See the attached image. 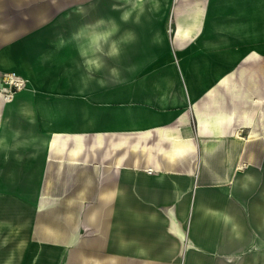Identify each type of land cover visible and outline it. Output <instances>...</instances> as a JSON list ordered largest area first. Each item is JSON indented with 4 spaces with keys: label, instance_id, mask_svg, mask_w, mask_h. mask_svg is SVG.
<instances>
[{
    "label": "crops",
    "instance_id": "0c3cea01",
    "mask_svg": "<svg viewBox=\"0 0 264 264\" xmlns=\"http://www.w3.org/2000/svg\"><path fill=\"white\" fill-rule=\"evenodd\" d=\"M82 1L58 8L56 24L43 27L48 13L40 25L31 16L18 32L15 0H0V31H9L0 34V70L28 72L35 84L9 102L0 100V264H14L16 249H32V264H264V134L240 133L247 126L241 120L251 125L257 113L246 118L240 112L235 68L243 59L229 65L216 47L231 46L222 52L237 60L235 45L249 44L241 34L256 27L243 29L240 15L264 13V2L177 0L175 33L165 41L159 17L172 0H88V7ZM37 9L32 5L28 12ZM235 23L242 28L226 26ZM82 26L129 30L127 39L110 37L112 30L104 41L109 55L103 58L118 66L102 75L87 66L78 70L72 53L69 85L49 87L65 77L66 68L44 72L48 50ZM212 49L214 57L205 53ZM37 55L43 61L35 63ZM173 55L184 68L171 67ZM215 61L223 65L213 68ZM33 66L43 68L36 72ZM135 78L130 96L108 94ZM252 101L256 107L262 102L257 94ZM99 102L111 112L102 115ZM188 107L202 126L194 138L187 125H176ZM150 132L157 140L144 135L133 155L121 152L113 162L76 159L79 148L67 151L62 141L69 135L98 141L113 133ZM66 160L89 165L87 199L68 243L37 241L32 230L39 199L49 191L50 161ZM212 252L222 257L214 259Z\"/></svg>",
    "mask_w": 264,
    "mask_h": 264
},
{
    "label": "rangeland",
    "instance_id": "374dc122",
    "mask_svg": "<svg viewBox=\"0 0 264 264\" xmlns=\"http://www.w3.org/2000/svg\"><path fill=\"white\" fill-rule=\"evenodd\" d=\"M88 1V0H87ZM82 1L81 6L88 7L89 3L84 4ZM177 0H172L170 4L172 7L168 8L164 15L162 17H159V22L161 21L164 28V40L165 41H171V37L174 35L173 31V21H174V15H173V6L174 3ZM16 6H17V12H18V21H17V29L20 28L23 23H25L26 19H29L31 16V19H44L45 14L46 15V21L42 24L43 27L45 26H51L52 24H56V19H54L52 16L55 13V11L65 6L67 7L72 0H15ZM33 5L34 10L38 8L34 12H28V9L30 6ZM27 9V11H24ZM227 15L226 21L230 20L231 18ZM218 17V16H214ZM220 18V17H219ZM230 18V19H228ZM25 19V20H24ZM37 19V20H38ZM40 19L38 20L39 25L41 23ZM215 18L210 17V21H213ZM241 22L247 23V19L244 15H240ZM214 22V21H213ZM212 22V23H213ZM253 27L250 31H243L240 38L242 40L247 41L249 44L245 45L244 43H239L238 45H235L237 48L236 59L233 60V56H226L222 51L229 48H221L220 46L216 47L218 48V53H222L228 64L233 65L237 62H239L241 59H243L239 65L236 66L235 69H237L238 73L240 72L241 75V99L242 102L240 104V112L244 115V117L248 118L251 113H256V116L254 115L253 122L251 125L245 124L244 120H241V123L245 126L243 131L241 130L240 133H242L244 136H250V137H256L264 134V13H256L253 15L252 18ZM242 23V24H243ZM26 24V23H25ZM3 25V24H0ZM36 23L34 22L35 26ZM218 27V26H217ZM19 30V29H18ZM163 31V29H161ZM23 31L19 30L18 32ZM128 29L122 31V33H118V30H113L110 33L111 36L117 37L118 35H122L124 39H127L128 36ZM4 32V33H3ZM9 31L4 30L0 31V34H7ZM197 30L194 32L196 33ZM193 33V35H194ZM70 34V33H69ZM130 34V32H129ZM60 35V34H59ZM131 35V34H130ZM56 35L55 37H57ZM64 37V35H61ZM67 35H65L66 37ZM53 37V38H55ZM12 39V38H7ZM38 39V38H37ZM101 46L98 47L97 50V61L99 62V69L96 67H91L89 69L90 71H94L97 74H104V70L106 67H110L113 65L118 66L117 62L113 61H107L106 59L109 58H103L106 54L105 48L106 44L104 41V37H101ZM109 39V38H108ZM107 39V40H108ZM119 40L121 38L119 37ZM117 42V41H116ZM52 43V42H51ZM50 43V45H51ZM114 44V42L112 43ZM230 46V45H229ZM234 47V48H235ZM48 48V47H47ZM110 48V47H108ZM120 48V47H119ZM118 47H116L115 51L119 50ZM230 50L233 49L231 46L229 48ZM215 49L212 50H205V53H209V55H213ZM227 51V50H226ZM41 53V52H40ZM73 54H75L76 61L78 65V70L86 69L85 61L87 59V56H84L82 54H78L77 51H73ZM135 53V52H134ZM191 53V51H189ZM189 53L185 54V57ZM246 53V54H245ZM39 54V52H38ZM245 54V55H244ZM115 55V54H114ZM244 55V56H243ZM243 56V58H242ZM38 57V55H37ZM214 57V55H213ZM212 56L208 57V61L211 63V60L213 58ZM46 58V57H45ZM171 67L173 68H184L185 63L181 62L182 60L179 58V56L173 55ZM44 59V58H43ZM42 58L38 57V60L35 63H39L43 61ZM232 61H235L234 63H230ZM217 62V63H215ZM212 62L213 68H215L216 64L223 65L222 62L215 61ZM46 64L43 66H47L48 61L46 58ZM206 64V63H205ZM41 66L40 64H38ZM28 66L27 68L31 67ZM40 67L41 69L43 68ZM224 68V67H222ZM226 68V67H225ZM229 68V67H228ZM33 69L38 72L41 69H37V66ZM65 68L60 67L59 70H64ZM227 69V68H226ZM229 70V69H228ZM5 73H11L15 74L14 81H10V76H6ZM28 72L25 73L23 71H13V70H0V100L9 102L14 98V95L19 93L20 91L24 90L25 88H30L32 86L34 88V85L28 78ZM232 74V69L230 68L229 74H226L224 78L221 80L224 81L227 79L228 75ZM139 80V79H138ZM137 78L131 79L130 82L120 85V86H113L111 90L108 92V94L111 95H118V93H121L125 96H130L135 92L136 88H131L132 83L138 82ZM125 83V82H124ZM30 84V85H29ZM136 86V84H135ZM257 94V99L261 98V103L257 105H254L253 98ZM245 99H251V101H245ZM97 103V102H96ZM115 103V102H113ZM98 108L101 110H97V112H101V114H108L111 112L109 108L105 109L102 106V103H98ZM216 109V108H215ZM194 110H192L190 107H188L187 115L184 118V120H180L176 122V125L179 127H185L183 125H187V129L190 130V137L194 138L198 133H200L202 126L197 124L196 116H194ZM239 127L240 125H236ZM235 127V128H237ZM233 129L232 127L226 129V133H232ZM241 134V135H242ZM144 135H148L149 137H154L153 133L148 134H142V133H129L128 135L122 134V133H113L104 135L101 138L98 139V141L94 140V136L83 135L80 136L77 135H69L68 138L65 137V150L69 151L71 148L78 147L79 148V154L76 157V159L79 157L80 160L89 161L88 159L92 157L94 160H98L99 162H113L118 156H120L121 152L124 153L125 156L133 155L135 151L133 150V147L136 146V143H140L142 145L145 144ZM160 137V136H159ZM157 140V137L155 138ZM123 145V148H122ZM120 147V148H116ZM65 159H68V157H65ZM50 173L49 175V191H46V195H42L40 197V204L42 205L39 212H35V220L32 230V237L33 239H36L37 241H41L44 243H55L59 242L61 244L68 243L69 237L73 233L74 228V218L77 215V212L79 210L80 205H82L83 201L87 199L86 194L88 193V185L87 182L90 181V171H89V165L88 164H81V163H75V162H68L67 160L65 162H56V161H50ZM196 248V247H195ZM3 250V249H0ZM195 250L203 251V249L196 248ZM18 254L14 256V259L16 262L14 264H32L33 258H32V249H16ZM21 252V254H19ZM23 252V253H22ZM214 259H217L219 257H222V255L218 254L217 252H212L210 254ZM227 257H230L229 254L225 255Z\"/></svg>",
    "mask_w": 264,
    "mask_h": 264
},
{
    "label": "bare ground",
    "instance_id": "6f19581e",
    "mask_svg": "<svg viewBox=\"0 0 264 264\" xmlns=\"http://www.w3.org/2000/svg\"><path fill=\"white\" fill-rule=\"evenodd\" d=\"M143 0H137V2H141ZM264 2V0H262ZM247 10V9H246ZM248 20H251V23H246V27H243V29H248L249 26H253L252 18L253 13L247 12L244 14ZM227 27H234L235 30L238 28H242L241 25L235 23L234 26L226 25ZM113 29L110 27L102 28L99 26H82L79 30L76 31L75 34L69 35L66 38L58 39L54 46H52L48 52H47V58L48 63L47 66H45L43 69L44 72L54 70L59 68L62 65H65V77L61 78H55L54 82H50L49 87H55L56 82L58 81L59 85L67 86L69 85L68 82V75L72 73L73 67L69 64H73L74 57H72V49L77 50L80 54L87 56V59L85 61V64L87 67H99V63L96 58V51L98 50V47L100 48V41L102 40L101 37H104V39L107 37V35L112 31ZM178 31V30H177ZM182 32V31H181ZM114 49H116V45L113 44L112 46ZM35 71V70H33ZM6 76H10V81H14L15 74L11 73H5ZM83 75V72H82ZM151 168H148V170Z\"/></svg>",
    "mask_w": 264,
    "mask_h": 264
},
{
    "label": "built area",
    "instance_id": "2783aa9c",
    "mask_svg": "<svg viewBox=\"0 0 264 264\" xmlns=\"http://www.w3.org/2000/svg\"><path fill=\"white\" fill-rule=\"evenodd\" d=\"M152 169H149L148 171H151Z\"/></svg>",
    "mask_w": 264,
    "mask_h": 264
}]
</instances>
